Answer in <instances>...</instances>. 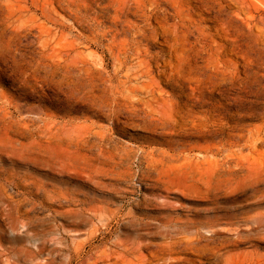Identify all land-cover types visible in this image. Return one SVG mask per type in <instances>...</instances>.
I'll use <instances>...</instances> for the list:
<instances>
[{
	"label": "rangeland",
	"instance_id": "rangeland-1",
	"mask_svg": "<svg viewBox=\"0 0 264 264\" xmlns=\"http://www.w3.org/2000/svg\"><path fill=\"white\" fill-rule=\"evenodd\" d=\"M127 1L0 0V264H264V30L176 57Z\"/></svg>",
	"mask_w": 264,
	"mask_h": 264
},
{
	"label": "bare ground",
	"instance_id": "bare-ground-1",
	"mask_svg": "<svg viewBox=\"0 0 264 264\" xmlns=\"http://www.w3.org/2000/svg\"><path fill=\"white\" fill-rule=\"evenodd\" d=\"M161 1L162 0H135V2H138V4H140V8L142 9L141 17L144 20L158 21L157 22L158 27L153 29V33L151 35L145 34L144 31L135 32L136 40L138 42L141 38H147V37H154L157 39L158 35L161 34L162 37L168 43H170L171 51H173L174 55L178 57L179 56L178 43L173 38V36L175 35V32H177L179 29H183L184 32L191 33L192 35L195 36L196 41L201 48V51L205 53L207 52V44L209 39L217 36L222 40L229 41L227 46L219 45V47L216 49L217 54H221L225 50L229 49L235 51L236 54H239L243 58L246 57V53H248V50L246 49V47H244L243 42L240 40V38H238L237 31H235L232 21L225 16L226 7L223 5V3L220 0H163L169 5L167 8H162V6L160 5ZM191 1L199 2L196 7L197 9L196 14L212 13L211 20L214 24L210 29L214 31L213 33L209 31L205 26L201 25L200 20L194 19L192 17L193 11L191 7L188 5V3H190ZM227 1L229 2L227 7H230L231 4H235V3L237 4L238 9L233 12L239 18V22L241 24H245L248 28H252L253 26H255L260 28L261 31L264 30V16L261 19L262 22L261 26H258L256 23H253V20L256 15L253 13L252 8H254L257 11H260V8H258L255 4L251 3L250 0H227ZM127 2H128L127 0H124L123 3V9L125 11L127 10ZM157 10H159V12ZM168 15H173L176 18V23L173 24L169 23ZM128 25L131 26L133 29L137 27V24L135 23L131 24L129 22ZM234 31L235 34H233L232 37V33ZM120 34L121 33L119 31L116 32L115 38L117 37L116 38L117 42L119 44L128 45L130 48L131 41L129 40V38L124 36H119ZM144 51L146 52V54L149 55L150 52L147 49L143 50L141 47L137 46L136 54L139 57H143L145 55ZM149 56L152 57L153 59L152 55ZM211 56L214 58L215 55L212 54ZM221 61H222L221 58L217 57L216 62L221 63ZM164 64L165 65L170 64L171 66L174 65L172 60H168V61L165 60ZM103 253L106 252H102V254Z\"/></svg>",
	"mask_w": 264,
	"mask_h": 264
}]
</instances>
